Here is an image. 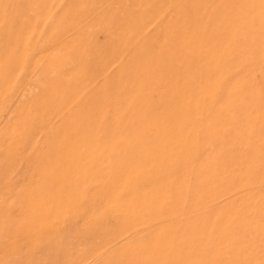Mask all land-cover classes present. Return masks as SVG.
Wrapping results in <instances>:
<instances>
[{"label": "rangeland", "instance_id": "rangeland-1", "mask_svg": "<svg viewBox=\"0 0 264 264\" xmlns=\"http://www.w3.org/2000/svg\"><path fill=\"white\" fill-rule=\"evenodd\" d=\"M0 264H264V0H0Z\"/></svg>", "mask_w": 264, "mask_h": 264}]
</instances>
